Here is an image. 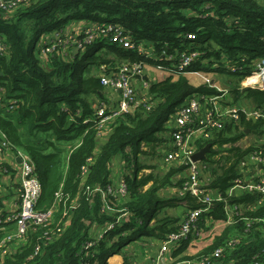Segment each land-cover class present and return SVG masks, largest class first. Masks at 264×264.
<instances>
[{
    "label": "trees",
    "instance_id": "trees-1",
    "mask_svg": "<svg viewBox=\"0 0 264 264\" xmlns=\"http://www.w3.org/2000/svg\"><path fill=\"white\" fill-rule=\"evenodd\" d=\"M0 8V141L28 154L35 165L42 193L39 210H49L58 193L78 199V207L65 231L46 245L42 239L48 231L61 226L63 207L56 212L52 225L37 229L30 243L18 254L7 256L1 264H109L123 246L140 238L164 241L179 230L182 222L164 212L168 209L194 211L204 207L190 193L161 196L167 188H180L187 180L186 166H165L168 171L155 172L154 166L139 162L140 156H164L174 129L167 124L186 101L195 95L220 96L208 85L193 86L180 75L151 83L147 93L151 109L140 105L133 114L119 116L105 140L97 137L99 107L110 108L104 99L102 77L123 64L143 62L175 69L182 54L198 53L187 72H206L241 79L229 73L231 66L252 68L264 59V2L260 0H23L18 9ZM93 25L118 24L130 32L135 50L105 40L90 46L73 60L55 53L48 66L40 58L38 43L42 36L66 29L74 22ZM188 34L195 35L189 39ZM105 49V50H104ZM102 71L101 74L96 72ZM95 72V73H94ZM238 84V83H235ZM234 102L242 97L252 100L255 110L264 113V91L230 89ZM228 104L236 105V104ZM226 104V103H225ZM263 139L264 120L248 119L226 122L209 141L198 142V151L211 143L213 148L201 162L210 173L206 189L217 192L209 212L198 225L200 235L209 221L228 222L212 243L178 263L211 256L225 248L211 264H264V200L255 192L231 189L243 178L240 164L250 153L264 151V144L242 148L237 145L246 133ZM45 135L46 137H42ZM264 141V139H263ZM169 150V149H168ZM122 156L127 173L125 197H107L117 210L133 216L118 223L81 260L79 251L92 240V230L114 223L120 213L103 211L102 193L111 184V165ZM89 164L88 173L83 168ZM10 168V167H9ZM10 172L11 169H9ZM144 170L150 173L142 174ZM0 203V207H1ZM232 208L233 217H228ZM230 219V220H228ZM249 221H251L249 225ZM64 225V226H65ZM64 228V227H63ZM197 233L180 243L173 257L181 256ZM4 234L0 232V243ZM238 240L234 247H226ZM41 252L32 257L36 247Z\"/></svg>",
    "mask_w": 264,
    "mask_h": 264
},
{
    "label": "built area",
    "instance_id": "built-area-1",
    "mask_svg": "<svg viewBox=\"0 0 264 264\" xmlns=\"http://www.w3.org/2000/svg\"><path fill=\"white\" fill-rule=\"evenodd\" d=\"M22 1L0 0V8L6 12H11L8 9H18L22 5ZM71 26L42 36L39 53L43 62L48 63L50 57L55 53L64 55L68 60H73L75 55L86 52L90 46L102 40L129 50L136 49L130 32L121 25H93L90 23L88 27L74 26L72 28ZM71 29L73 30L71 31ZM73 35L75 36L72 37ZM187 37L192 40L195 39L193 34H188ZM2 41L3 39L0 40V51L3 50ZM62 42L72 46L73 53L71 55L65 52ZM197 56L198 53L196 52L190 55L184 53L181 55L180 62L175 69L167 70L177 75L188 74L187 69ZM144 64L143 62L123 64L111 74L102 77V85L113 91H120L121 99L119 104L114 109H110V111H107L108 108L105 107L98 108L97 113L100 121L97 137L100 140L107 139L113 124L119 116L135 113L140 105H143L148 111L151 109L150 99L146 95L144 96L150 84L143 83L145 92L141 95L143 97L140 98L137 97V91L134 87V78L141 75ZM159 68L165 69L161 66ZM229 71V73L241 76V79L244 80L243 87L264 91V59L255 62L252 68L231 66ZM209 82L207 80V83ZM226 97V91H221L220 96L203 94L191 96L185 105L171 117V120L173 119L175 122V128L170 139V147L168 146L169 150L165 155V166L184 165L187 167V180L179 188L178 193L180 195L190 193L194 197L199 198L204 207L189 212L182 221L179 230L166 237L162 242L160 253L154 261L155 264H172L167 262L165 253L172 247L178 248L180 243L186 240L190 234L197 233V235H200L198 225L201 216L208 213L216 201L222 200L217 192L206 189L207 185L203 179L204 167H202V164L192 161V156L198 151V142L211 140L213 133L221 129L224 123L239 121L242 115L256 121L264 120V113L261 110H247L236 105L228 106V104H225ZM0 153H6L11 158L10 160L8 158L0 159V173L3 176V181L8 185H13L19 196V207L16 210L3 211L0 208V232L4 234L0 243L1 264L5 257L18 254L22 248L30 243L33 231L52 225L56 212L60 207H63L64 221L61 226L54 231L46 232L42 239L46 245L55 241L58 238L55 237L65 231L67 226L65 224L70 221L78 207V199H71L70 196H65L60 192L57 194L52 208L39 210L38 204L42 188L32 158L21 150H15L12 145L4 140L0 141ZM19 160L21 161L20 163L18 162ZM91 162L92 159H89L88 164L83 168L84 175L88 173ZM263 163L264 151L262 149L247 155L240 164L243 178H238L235 181L231 192H236V190L255 192L264 199V174L257 170V166ZM13 164L19 165L15 175L9 170ZM124 177L125 175H122L117 180L111 181L112 185H108L106 190L96 189L102 193L103 211L111 214L120 213V215L114 223L106 224L104 227L93 228L92 240L86 242L79 251L81 260L84 257H88L91 249L103 239L108 231L113 230L118 223L128 221L133 216L132 213L126 210H117L116 207L107 202V197L110 195L113 197H125L127 195ZM228 215L230 216L229 209ZM257 222L261 223L264 228V219L257 220ZM250 223L251 221H249V225ZM238 244V240H231L226 244V247H234ZM41 250L42 247L38 245L32 257L37 256ZM224 251V247L218 248L209 257H201L174 264H211V261L220 258ZM80 264L82 263L80 262Z\"/></svg>",
    "mask_w": 264,
    "mask_h": 264
},
{
    "label": "crops",
    "instance_id": "crops-1",
    "mask_svg": "<svg viewBox=\"0 0 264 264\" xmlns=\"http://www.w3.org/2000/svg\"><path fill=\"white\" fill-rule=\"evenodd\" d=\"M76 24V25H75ZM89 22L87 21H81V22H74L69 24L68 26H78V27H88L89 26ZM67 26V28H68ZM76 27V28H78ZM66 28V29H67ZM73 29H71L72 31ZM77 31V30H76ZM75 35H73L72 37H74ZM78 36V35H76ZM41 39L38 43V47L37 49L40 48L41 45ZM44 66H48V63L44 62ZM102 71H98L96 73L101 74ZM144 73L145 76L142 78L143 83H149L151 84L152 82H160L163 81L164 79H166L167 77H172L173 80H178L180 75L177 74H172L171 72H169L166 68L165 69H160L159 66H154V65H150V64H144ZM216 76H219V74H215V73H206V72H189L188 74H185L184 77H186L189 82L195 86V87H199L202 85H208L211 88L216 89L217 91L221 92L223 91L222 86L220 84V82H218V78ZM227 78H229L227 75H221ZM207 80H209L210 82L207 83ZM229 80H231V82L236 81L237 79H233V78H229ZM136 86V87H135ZM134 87L135 89H138V92H141V87H140V82L139 80H135L134 81ZM105 92H104V99L101 100V102H104L110 109H114L118 104L119 101L121 99V92L120 91H113L110 88H105ZM225 90V89H224ZM245 90V89H242ZM137 91V90H136ZM145 92V91H144ZM142 94V92H141ZM144 94V93H143ZM142 94V95H143ZM143 97V96H141ZM230 97H232V99H230ZM240 100H246L251 102L252 104L253 101L252 100H247L246 97H242ZM240 100L237 101V103L234 102L233 99V95L230 93V91L227 93V97H226V104H238L240 102ZM167 126L170 129H174L175 128V122L173 121V119L168 122ZM169 146V145H168ZM166 146L167 150H166V154L168 152L169 147ZM165 154V155H166ZM142 156L139 157V162H142ZM164 157V156H163ZM4 158H8L9 160L11 159L6 153L1 154L0 153V159L3 160ZM124 158L122 156H118L116 157L111 165V181H115L117 180L120 176L126 174V169L124 168ZM165 165V163H164ZM18 164H13L11 166V170H12V174L15 175L16 171L18 169ZM257 170L261 173L264 174V163L262 165H258L257 166ZM147 171V170H144ZM144 171L142 173H140V175L142 174H147L144 173ZM173 189V192L175 193L176 191L179 190V188H171ZM161 196H165L166 194L163 193V191L160 192ZM264 200H260V204L263 203ZM0 203H1V209L3 211H12V210H16L19 207V196L16 192V189L13 185H8L6 182L3 181V176L0 173ZM165 214H168L172 217H176L179 218L181 220V222L184 220L185 216L189 213V211H183L181 209H168L164 212ZM229 213H230V217L232 219L233 217V210L232 208H229ZM230 220V219H228ZM228 222H218V221H209L208 225L205 226L204 229L207 228V230H203V233L201 235H199V237H193L190 246L188 247V249L179 257L174 258L173 257V253L175 251V247H172L168 252L165 253V257L167 259V262L170 263L173 260H178L179 258L186 256L189 258H192L194 256H196L199 252H201L202 250H204L205 248H207L213 241L214 237L216 235H219L222 233V231L224 230V228L227 226ZM219 227H223L219 232H218V228ZM201 237H204L203 240H201ZM145 241L144 243H137L136 241V245L128 248L126 251L121 252L117 255L112 256L109 260L108 263L109 264H155L154 261L157 257V255H159L160 253V249L162 246V242L163 241H159L155 238H144Z\"/></svg>",
    "mask_w": 264,
    "mask_h": 264
},
{
    "label": "rangeland",
    "instance_id": "rangeland-1",
    "mask_svg": "<svg viewBox=\"0 0 264 264\" xmlns=\"http://www.w3.org/2000/svg\"><path fill=\"white\" fill-rule=\"evenodd\" d=\"M262 2H264V1L262 0ZM71 27L73 28L74 26H71ZM62 43H63L64 49H65V52L68 53V55H71V53H73L72 46H70V44L66 45V43H64V42H62ZM144 76H145V73H144V68H143L141 75L137 76L138 79H137V77L134 78V81L136 79L139 80L142 94L145 91L144 87H143V81H142V78ZM216 77L218 78V82H220L223 91H226V93H228L230 91V89H233V87L236 88L237 86H239L241 89H246V90L249 89V88L243 87L242 84H243L244 80H242V79H239V81L236 80L234 82H231V80H229V78L226 79V77L221 76V74H219V76H216ZM152 83H154V82H152ZM235 83H238V84H235ZM136 90H137V92H136L137 97L140 98L142 94H141V92H138L137 88H136ZM230 99H232V97H230ZM236 106H239L240 108L247 109V110H252L253 108H255L254 104H252L251 102L246 101V100H240V102L238 104H236ZM253 110H255V109H253ZM42 137H46V136L43 135ZM263 139H264V136H263ZM263 139H259L257 136L249 134V132H247L246 136L237 145H239L242 148L246 149V148H249V147H251L253 145H258L259 143L263 145L264 144ZM166 150H167V148L165 147V151L163 152L164 153V157L161 156L160 154L157 155V156H152V155L142 156L141 157L142 158V162L141 163L144 164V165H147V166L148 165L149 166H154L156 168L155 172L161 173V170L163 172L168 171L169 168L164 166ZM124 168L127 171V167L125 166ZM150 172H151V170L144 171V173H150ZM186 176H187V173H186ZM209 176H210V173H204L203 179L209 178ZM163 193L166 194L167 196L174 195L173 189H171V188H167L166 190L163 191ZM222 228L223 227H219L218 228V232ZM203 239H204V237H201V240H203ZM144 241H145V239L143 237V238H140L139 240H137V243H144ZM134 245H136V241L127 243L125 246H123V248L121 250H122V252H124L128 248H130V247H132Z\"/></svg>",
    "mask_w": 264,
    "mask_h": 264
},
{
    "label": "water",
    "instance_id": "water-1",
    "mask_svg": "<svg viewBox=\"0 0 264 264\" xmlns=\"http://www.w3.org/2000/svg\"><path fill=\"white\" fill-rule=\"evenodd\" d=\"M245 91H247L245 89ZM212 144L208 143L205 147H203L202 149H200L199 151H197L193 156H192V161L193 162H204L207 159L208 154L211 153L212 151ZM19 163L21 162L20 160L18 161ZM233 193H235V191H233Z\"/></svg>",
    "mask_w": 264,
    "mask_h": 264
},
{
    "label": "bare ground",
    "instance_id": "bare-ground-1",
    "mask_svg": "<svg viewBox=\"0 0 264 264\" xmlns=\"http://www.w3.org/2000/svg\"><path fill=\"white\" fill-rule=\"evenodd\" d=\"M127 186V185H126Z\"/></svg>",
    "mask_w": 264,
    "mask_h": 264
}]
</instances>
